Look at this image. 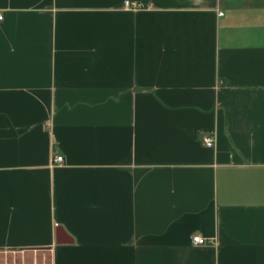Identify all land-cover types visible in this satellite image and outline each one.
<instances>
[{
	"label": "crops",
	"instance_id": "obj_1",
	"mask_svg": "<svg viewBox=\"0 0 264 264\" xmlns=\"http://www.w3.org/2000/svg\"><path fill=\"white\" fill-rule=\"evenodd\" d=\"M124 1L0 0V250L264 264V0Z\"/></svg>",
	"mask_w": 264,
	"mask_h": 264
},
{
	"label": "rangeland",
	"instance_id": "obj_2",
	"mask_svg": "<svg viewBox=\"0 0 264 264\" xmlns=\"http://www.w3.org/2000/svg\"><path fill=\"white\" fill-rule=\"evenodd\" d=\"M0 264H51V259L46 251L0 250Z\"/></svg>",
	"mask_w": 264,
	"mask_h": 264
},
{
	"label": "built area",
	"instance_id": "obj_3",
	"mask_svg": "<svg viewBox=\"0 0 264 264\" xmlns=\"http://www.w3.org/2000/svg\"><path fill=\"white\" fill-rule=\"evenodd\" d=\"M124 7L126 9H130V10H137V9H142V8L146 7V4L144 1H139V0H125L124 1ZM2 18H3V16L0 15V20ZM214 140L215 139H214L213 133H209L203 137V143L207 147H212L214 145ZM55 160L59 163H62L64 161V157L62 155H58L55 158ZM191 242L194 245H199V244H205L209 241L207 238H205L199 234H195L192 236Z\"/></svg>",
	"mask_w": 264,
	"mask_h": 264
},
{
	"label": "water",
	"instance_id": "obj_4",
	"mask_svg": "<svg viewBox=\"0 0 264 264\" xmlns=\"http://www.w3.org/2000/svg\"><path fill=\"white\" fill-rule=\"evenodd\" d=\"M57 242L58 243H62L63 241H61V239H60V235L62 234V231H61V229H58V231H57Z\"/></svg>",
	"mask_w": 264,
	"mask_h": 264
}]
</instances>
